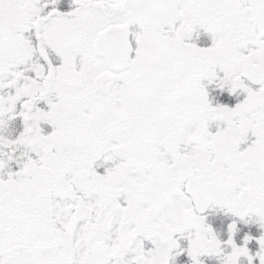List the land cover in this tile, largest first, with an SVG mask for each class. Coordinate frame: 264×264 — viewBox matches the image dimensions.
<instances>
[{
	"label": "snow or ice",
	"instance_id": "snow-or-ice-1",
	"mask_svg": "<svg viewBox=\"0 0 264 264\" xmlns=\"http://www.w3.org/2000/svg\"><path fill=\"white\" fill-rule=\"evenodd\" d=\"M0 264H264V0H0Z\"/></svg>",
	"mask_w": 264,
	"mask_h": 264
}]
</instances>
